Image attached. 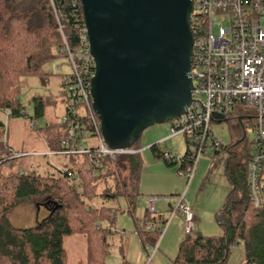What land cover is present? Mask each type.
Masks as SVG:
<instances>
[{"label": "trees", "instance_id": "obj_1", "mask_svg": "<svg viewBox=\"0 0 264 264\" xmlns=\"http://www.w3.org/2000/svg\"><path fill=\"white\" fill-rule=\"evenodd\" d=\"M52 1L61 12L63 31L53 11ZM76 12L84 22L81 0H0V111L9 110L8 119L10 116H27L19 99L20 79L45 74L43 65L54 58L55 51L63 45V32L69 42L78 47L81 31L75 27ZM34 99H37L35 114L40 116L44 113L45 103ZM2 114L0 264H67L64 240L74 234L85 237V264H105L110 247L109 237L119 210V207H108L105 203L117 201L121 196L128 203L127 212L134 219L142 246L146 249L147 245L154 246L159 241L167 220L147 209L142 217L134 215L137 199L141 195L143 159L140 152L117 155L115 162L105 156L97 172L88 155L73 154L70 155V168H49L46 173H40L36 163L26 162L9 145ZM241 123L245 127L243 118ZM65 129L60 122L56 135L48 138L51 151L62 149ZM242 136L243 131L240 133ZM185 139L187 150L184 155L186 163H190L192 142L187 136ZM133 147L138 149V142ZM227 147L221 141L213 154H220ZM150 148L155 158L163 159L168 165L177 164L164 157L165 151L160 143L152 144ZM250 155L242 163L236 158L237 162L229 161L227 165L226 172L232 187L215 217L223 232L213 236H186L181 242L175 264H227L231 249L238 242L245 246V264H264V206L253 207L248 198L246 165ZM70 171L73 177L69 176ZM29 197H47L57 201L60 207L34 227L13 226L6 213L15 207L17 200ZM96 198L100 199V205H93ZM106 220L111 225H103ZM149 223H152L151 227H148Z\"/></svg>", "mask_w": 264, "mask_h": 264}, {"label": "built area", "instance_id": "obj_2", "mask_svg": "<svg viewBox=\"0 0 264 264\" xmlns=\"http://www.w3.org/2000/svg\"><path fill=\"white\" fill-rule=\"evenodd\" d=\"M191 1L193 9L189 22L193 48L189 75L193 80V99L185 113L172 120L171 136L184 134L195 149L190 154V163H186L184 154L165 151L164 157L177 163L178 173L186 176L189 184L200 157L214 153L220 146L221 141L213 137V122L232 119L243 105L252 108L256 118L253 129L256 148L246 165L247 187L251 205L261 208L264 206V0ZM52 7L62 29L61 12L53 1ZM74 21L75 27L81 31L78 47L72 45L63 32V45L56 52L68 60L73 70L63 79L66 91L70 92V102L62 118L66 127L61 140L62 149L53 152L86 154L97 172L105 156L115 162L117 155L140 150L135 147L113 149L105 142L91 96L95 61L90 52L87 28L78 12ZM57 71L61 72V66ZM1 112L9 114V110ZM91 136H95L97 141L87 145ZM209 138H212L210 145ZM68 174L73 177L71 171ZM157 202V196H148L146 209L152 214L158 213ZM176 212L185 217L186 230L191 232L194 214L185 201L184 193L178 198L172 217ZM151 225L149 223L148 227ZM157 248L158 242L154 246H146L148 255L151 253L149 259Z\"/></svg>", "mask_w": 264, "mask_h": 264}, {"label": "rangeland", "instance_id": "obj_3", "mask_svg": "<svg viewBox=\"0 0 264 264\" xmlns=\"http://www.w3.org/2000/svg\"><path fill=\"white\" fill-rule=\"evenodd\" d=\"M56 52L54 53L56 56L43 65L45 72L43 76H23L20 79L19 99L27 116H10L9 119L4 113L1 116L7 125L6 138L9 145L18 152L16 155L22 156L26 162L36 163L40 173H46L49 168L56 170L67 169L72 166L70 155L51 151L48 142V138L56 135L58 124L62 122V116L66 111L68 101H70V92L66 91L63 79L65 74L70 75L73 70L68 60ZM60 66L61 72H58L57 69ZM34 98L45 103L44 113L40 116L35 114L37 99ZM254 116V110L243 105L238 108L232 119L213 122V137L228 147L222 149L218 155L203 154L189 184L187 177L178 173V165H168L163 159L155 158L150 148L152 144L160 143L164 151L183 155L187 150L185 135L180 133L171 136L173 121L148 127L138 141V146L142 147L143 164L140 179L141 195L137 199L134 215L142 217L146 209L145 199L154 195L158 197V200L167 199V202H171L172 209L167 206L164 213L168 222L166 226L164 223V231L159 238L158 248L149 259L151 253L148 255L138 234L134 231L135 223L133 217L127 212L128 203L126 199L121 196L117 201L106 202V206L119 207V210L115 225L112 228L113 234L109 237L110 247L109 253L105 257V264H174V252L171 253L170 250H165L160 245L172 223L171 217L177 208L178 198L183 193L185 201L194 214L191 223L193 229L191 232L186 231L185 237L198 234L207 236L221 234V226L214 214L212 213L211 216L210 213L222 208L231 191L232 184L226 172L229 161L232 163L238 160L242 163L256 148L253 130L256 122ZM241 117L245 122L244 129L246 132V137L243 140L239 139L240 133L243 131L241 129ZM48 125L49 127H47ZM96 141V137L91 136L86 144H95ZM211 143L212 138H209L208 145ZM190 148L194 150L195 146L191 144ZM154 190H161L162 192H149ZM46 198L29 197L17 200L15 207L6 213L7 219L15 227L30 228L36 226V220H43L50 213L47 207L43 205L49 200ZM93 205H100V199L96 198ZM181 215L176 212L173 216L179 218ZM182 220L185 221L183 215ZM211 223L218 227V232L204 233L203 230L208 232L213 228ZM103 225L109 226L111 224L106 220ZM64 247L67 253V264L86 263L87 243L84 235L74 234L66 237ZM179 247L180 245L177 243L175 251ZM245 257V246L241 242L232 247L227 263L243 264Z\"/></svg>", "mask_w": 264, "mask_h": 264}, {"label": "water", "instance_id": "obj_4", "mask_svg": "<svg viewBox=\"0 0 264 264\" xmlns=\"http://www.w3.org/2000/svg\"><path fill=\"white\" fill-rule=\"evenodd\" d=\"M81 6L103 138L113 149L133 147L148 127L174 120L192 102V1L81 0ZM43 205L49 216L60 207L52 199Z\"/></svg>", "mask_w": 264, "mask_h": 264}, {"label": "crops", "instance_id": "obj_5", "mask_svg": "<svg viewBox=\"0 0 264 264\" xmlns=\"http://www.w3.org/2000/svg\"><path fill=\"white\" fill-rule=\"evenodd\" d=\"M243 126V125H242ZM242 130H244L242 128ZM243 137V136H242ZM141 146L138 147V149L140 150V153H141ZM186 152V151H185ZM218 155V154H217ZM141 181V180H140ZM141 192V191H140ZM151 193H159V192H162L161 190L160 191H149ZM167 199H160L158 200L157 202V209L158 210V214H161V216L163 218H165V211H166V207H170L172 209V206H171V202H167L166 201ZM223 207V206H222ZM214 209V208H213ZM220 210V209H219ZM219 210H213V212L211 211L210 215L212 216L214 214V217H216V213L219 211ZM213 213V214H212ZM179 215H181V213H178ZM144 215V214H143ZM199 215H200V212H199ZM49 216V214H48ZM47 216V217H48ZM45 217V218H47ZM44 218V219H45ZM166 219V218H165ZM216 219V218H215ZM172 220V223L170 224L166 234H165V237L163 238L162 242H161V245L160 247H164L165 250H170L171 253L174 252V260L175 258L177 257L178 255V252H179V249L177 251L176 250V244L179 243V245H181V242L186 238L185 237V232L187 231L186 230V226H185V221L182 220V215L179 217V218H176L175 216H173L171 218ZM42 220H36V223L38 224L39 222H41ZM135 223V222H134ZM36 224V225H37ZM213 224V228L208 230H203L204 233H217L218 232V227L216 225H214V223H211ZM135 225V224H134ZM136 227L134 228V231L136 232ZM116 231V230H114ZM221 232H223L222 228H221ZM137 233V232H136ZM200 233V232H199ZM112 234H113V230H112ZM198 235H202V234H198ZM205 235V234H204ZM194 236V235H193ZM180 248V247H179ZM159 256V255H158ZM157 256V257H158ZM173 260V261H174ZM129 264V263H128ZM175 264V263H174ZM228 264V263H227ZM243 264H245V260L243 262Z\"/></svg>", "mask_w": 264, "mask_h": 264}, {"label": "flooded vegetation", "instance_id": "obj_6", "mask_svg": "<svg viewBox=\"0 0 264 264\" xmlns=\"http://www.w3.org/2000/svg\"><path fill=\"white\" fill-rule=\"evenodd\" d=\"M242 137H239V139H241Z\"/></svg>", "mask_w": 264, "mask_h": 264}]
</instances>
